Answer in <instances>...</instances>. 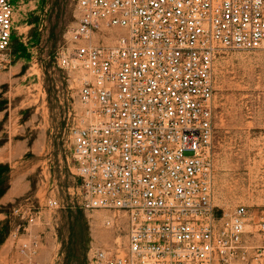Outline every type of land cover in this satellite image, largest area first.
Here are the masks:
<instances>
[{
  "label": "built area",
  "instance_id": "2783aa9c",
  "mask_svg": "<svg viewBox=\"0 0 264 264\" xmlns=\"http://www.w3.org/2000/svg\"><path fill=\"white\" fill-rule=\"evenodd\" d=\"M77 13L56 60L80 73L78 204L126 225L89 263L264 264V211L214 203L217 58L264 49V0H77ZM15 30L14 1L0 0V68ZM22 213L21 251L37 264L43 210Z\"/></svg>",
  "mask_w": 264,
  "mask_h": 264
},
{
  "label": "rangeland",
  "instance_id": "374dc122",
  "mask_svg": "<svg viewBox=\"0 0 264 264\" xmlns=\"http://www.w3.org/2000/svg\"><path fill=\"white\" fill-rule=\"evenodd\" d=\"M15 36L0 68V264H31L22 211L43 210L31 227L37 264H90L92 246L125 242L126 225L79 206L71 127L83 105L80 73L59 67L57 53L77 23V0H13ZM214 203L264 211V49L226 50L216 63ZM59 197L64 207L50 210ZM21 208V211H17ZM105 216H101V213Z\"/></svg>",
  "mask_w": 264,
  "mask_h": 264
},
{
  "label": "trees",
  "instance_id": "16d2710c",
  "mask_svg": "<svg viewBox=\"0 0 264 264\" xmlns=\"http://www.w3.org/2000/svg\"><path fill=\"white\" fill-rule=\"evenodd\" d=\"M4 192H5L4 190L0 191V197L2 196V194H3Z\"/></svg>",
  "mask_w": 264,
  "mask_h": 264
},
{
  "label": "bare ground",
  "instance_id": "6f19581e",
  "mask_svg": "<svg viewBox=\"0 0 264 264\" xmlns=\"http://www.w3.org/2000/svg\"><path fill=\"white\" fill-rule=\"evenodd\" d=\"M101 216H105V214L102 212V213H101Z\"/></svg>",
  "mask_w": 264,
  "mask_h": 264
}]
</instances>
